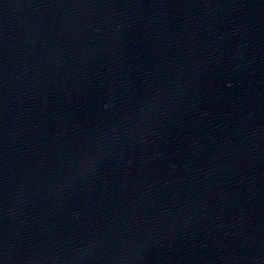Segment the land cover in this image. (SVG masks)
Wrapping results in <instances>:
<instances>
[{"label":"water","instance_id":"obj_1","mask_svg":"<svg viewBox=\"0 0 264 264\" xmlns=\"http://www.w3.org/2000/svg\"><path fill=\"white\" fill-rule=\"evenodd\" d=\"M0 264H264V0H0Z\"/></svg>","mask_w":264,"mask_h":264}]
</instances>
